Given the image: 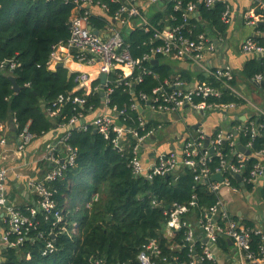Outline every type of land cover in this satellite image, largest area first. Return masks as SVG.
Masks as SVG:
<instances>
[{"label": "built area", "instance_id": "built-area-1", "mask_svg": "<svg viewBox=\"0 0 264 264\" xmlns=\"http://www.w3.org/2000/svg\"><path fill=\"white\" fill-rule=\"evenodd\" d=\"M169 1L174 3V11L181 12L182 23L166 26L162 30L152 27L151 18H148L143 10L154 6L158 8L166 0H110L119 4L113 14H110L107 4L99 1H71L73 7L68 22L69 36L64 42L51 46L47 67L54 71L59 64H63L70 72L77 73V86L73 91L81 90L82 94L60 95L44 111L49 120L56 121L67 104L74 105L73 109L79 110H76L66 123L58 125L64 130V134L40 160L50 166L43 179L29 182L37 198L34 206L21 208L12 202L5 189L6 178L12 169L0 168V212L3 213L5 223V229L0 234V264L3 250L21 245L29 238L27 234L36 229L38 222L35 216L38 212L43 213L44 219L51 216L54 226L61 222L62 216L56 210L57 204L50 185L62 176L67 166L74 164L76 149L68 144L71 132L84 131L87 128L99 133L117 152H128V167L135 177L151 181L156 176L170 177L185 167L196 174L195 180L207 184L215 195V203L205 209H197L193 196L188 204L174 202L163 210L167 217L164 235L172 238L176 232L182 230L183 244L174 248H186L190 258L177 264H264V231L261 227L247 226L245 222L235 219L223 194L228 192L242 195L244 192L253 193L260 190L264 200V148L253 150V141L264 135V111L255 109L251 101L232 85L235 78L231 70L208 67L207 59L215 52L214 39L208 31L197 35L193 34L191 28H188L186 33L183 31L192 15L198 14L199 4L211 8L219 0H195L184 7L180 1ZM243 17L246 27L256 29L257 25L264 23V4L259 3ZM91 18L103 23L102 28H92ZM221 20L226 26L229 25L231 14L228 7L222 13ZM137 28L146 32L152 29L151 41H159V44L151 47L141 59L132 57L126 42L128 32ZM258 34L255 30L241 43L240 48L245 55L264 57V46L253 40V36ZM157 56L189 63L191 67L198 69V75L204 77V80L199 77L200 79L191 82L182 79L180 75H174L161 82L150 95L136 94L133 88L144 76L155 77L154 72L143 63L152 66L151 61ZM19 66L14 60L0 62V74L15 77L14 72ZM111 75H115V79L111 80ZM126 78H131L123 83L131 98L129 108L138 114V126L134 128L125 127V118H121L123 111L115 105L110 106L113 85L121 84ZM251 81L258 86L264 84V70L256 74ZM224 92L244 100L245 109L239 111L234 102L211 101L220 99ZM262 92L264 101V90ZM95 95L100 97L99 104L85 107L86 97ZM251 108H254L255 113L248 115L246 111ZM200 111L204 116L219 114L225 118L237 113L239 123L228 127L220 124L213 133L207 134L200 125L194 129L195 122L191 126L186 124L187 117ZM172 114H176L179 119L174 121ZM251 116L263 120L261 123H254L249 121ZM243 117L245 119L241 120ZM178 121L183 124V130H176L171 140L158 142V136L165 134L167 126ZM148 122H154L155 127L144 132V126ZM11 123L14 126L15 118L11 119ZM7 131V124L0 121V148L7 143ZM242 131L248 137L244 144L238 137ZM152 136H155L154 140L151 139ZM15 137L18 141L16 151L20 155L36 138L26 128ZM224 144H227L228 154L223 153ZM239 145L249 154L241 151ZM57 147L64 150V158L56 156ZM214 157L218 158L219 162L211 169L209 165ZM249 161L254 164L247 171L246 164ZM216 174L222 177L221 182L211 180ZM236 175H240L241 179L236 181L235 186L231 184L230 178L235 179ZM155 203L153 201V204ZM36 237L45 239L43 233H37ZM253 237H259L255 248L252 245ZM220 238L230 243L231 255L219 247ZM52 241V237L51 240L45 239L43 255L53 252ZM160 253L157 241L149 239L139 251L137 261L139 264H155L153 258ZM89 264L103 262L89 260Z\"/></svg>", "mask_w": 264, "mask_h": 264}, {"label": "trees", "instance_id": "trees-1", "mask_svg": "<svg viewBox=\"0 0 264 264\" xmlns=\"http://www.w3.org/2000/svg\"><path fill=\"white\" fill-rule=\"evenodd\" d=\"M71 1L0 0V62L14 60L20 65L14 72L18 91H14L8 77L0 74V121L7 124L14 135L26 128L36 138L42 137L66 123L79 110L67 104L56 121L49 120L44 111L60 95L82 94L81 90L73 91L77 86V73L65 67L54 71L47 67L51 46L64 42L69 36L68 22L73 7ZM92 1L107 4L110 14L119 6L110 0ZM177 1L184 7L195 0ZM164 3L165 10L157 9L150 20L152 27L157 30L182 23L181 12L174 11V3L169 0ZM225 10L226 4L221 0L211 8L199 4L198 17L190 19L183 31L186 33L191 28L194 35L209 31L216 36H223L227 26L221 16ZM90 25L99 30L103 23L91 18ZM256 30L261 34L254 35L253 40L264 46V23L257 25ZM152 37V29L146 32L137 28L128 32L126 42L134 59H141L151 47L159 44L157 40L151 41ZM156 59L163 58L157 56ZM143 65L150 68L155 77L144 76L133 88L136 94L150 95L161 82L174 76L166 63ZM263 70L264 57H250L245 62L242 75L249 82ZM181 78L189 81V77ZM200 78L204 80V77ZM110 79H115V75H111ZM126 80L131 78L113 85L110 106L115 105L123 111L121 118H125V127L134 128L138 126V114L129 108L131 98L123 85ZM232 85L237 87L235 80ZM86 99L85 107L90 104L97 106L100 102L99 95ZM211 101L234 102L239 111L246 107L244 100L227 92L220 99ZM237 116H230L229 126L239 123ZM12 118H15L14 126ZM262 120L256 116L249 119L254 123H261ZM153 127L154 122H148L144 132ZM238 137L242 144L248 139L243 131L239 132ZM68 144L76 149L74 164L67 166L62 176L50 185L57 204L56 210L62 216L61 222L54 226L51 216L44 219L43 213L38 212L35 216L38 222L36 229L27 234L29 238L21 245L3 250L1 264H89V260H100L103 264H139L137 255L149 239H155L161 250L160 255L153 258L155 264H177L190 259L186 248H174L183 244L182 230L172 238L164 235L167 217L163 210L174 202L188 204L193 196L198 210L212 206L216 197L207 184L195 180L196 174L185 167L168 178L156 176L147 181L135 177L128 167V152H117L91 128L72 131ZM262 148L263 134L253 141L254 151ZM223 149V153L228 154L227 144L223 145ZM218 162V158H212L209 167L214 168ZM253 164V161L246 164L247 171ZM230 182L237 185L234 178H230ZM153 201L156 203L153 204ZM245 223L253 226L250 222ZM37 233H43L46 240H51L50 234L55 235L53 252L42 254L45 239L37 238ZM258 243L259 237H253V248ZM218 245L227 251L228 242L225 239L220 238ZM198 246L199 242L197 253Z\"/></svg>", "mask_w": 264, "mask_h": 264}, {"label": "crops", "instance_id": "crops-1", "mask_svg": "<svg viewBox=\"0 0 264 264\" xmlns=\"http://www.w3.org/2000/svg\"><path fill=\"white\" fill-rule=\"evenodd\" d=\"M221 1L228 7L231 14V21L223 36H216L208 31L213 36L215 52L208 57L207 65L210 68L223 67L231 70L234 74L238 91L251 101L250 103H252L255 109L264 111L262 96V86L264 84L258 86L252 81L248 82L245 80L242 75V69L250 57L245 55L240 48L244 39L256 30L245 26L243 16L250 10L255 9L259 3L264 4V0ZM157 9L164 11L165 3L159 5V8L155 6L145 8L143 13L148 18H152L156 14ZM197 17L196 14L192 15L193 19ZM260 34L261 32L258 35ZM158 61L159 63L163 62L168 64L174 72V75L189 77V81L191 82L200 79L198 69L191 67L189 63L176 61L172 58H163ZM254 108L247 110V114L255 113ZM229 118L230 116L225 118L219 114H208L205 116L193 114L186 118V124L191 126L195 122L196 125L200 124V128L205 130L207 134H211L220 124L228 127L230 123ZM179 122L168 125L165 134H162V136H170L171 138H167L168 140L173 139L174 132L179 129ZM63 134L64 130L62 128L59 126L55 127L44 136L33 139L22 155H20L16 151L18 141L14 133L10 129L6 132L7 143L4 147L0 148V168L12 169L6 178L5 189L8 197L17 206L26 208L36 204V194L29 186V182L31 180L41 181L43 179L44 174L49 170L50 166L40 162V160L43 154L50 147L54 146L57 139ZM56 156L60 159L65 157L62 147L56 148ZM223 194L229 210L235 219L241 222H250L254 226L261 227L264 231V200L261 197L260 190H255L253 193L244 192L242 195L228 192H223ZM4 229L3 213L0 212V234ZM224 252L231 255L232 249L230 243H228L227 251ZM224 263L221 262L220 264Z\"/></svg>", "mask_w": 264, "mask_h": 264}, {"label": "water", "instance_id": "water-1", "mask_svg": "<svg viewBox=\"0 0 264 264\" xmlns=\"http://www.w3.org/2000/svg\"><path fill=\"white\" fill-rule=\"evenodd\" d=\"M122 1H123V0H122ZM158 8H159V6H158ZM196 15L198 16V14H196ZM259 25H260V24H259ZM151 64H152V65H158V60H157V59L152 60V61H151ZM62 67H63V64H59V65L57 66V68H62ZM7 77H8V79L11 81V83H12V85H13V89H14V91H18V86H17V83H16V78H15L14 76H7ZM193 114H195V115H200V116H204V113H203L202 111H200V112H193ZM171 117H172V119H174V120H178V119H179V117H178L176 114H172ZM244 119H245V118L243 117L241 120H244ZM199 125H200V124H197L196 126H194V129L197 128ZM151 139L154 140V139H155V136H152ZM239 149H240L241 151H244L246 154H249V152L246 151V150H244V149L242 148L241 145H239ZM164 177H165V178H168L169 175H165ZM235 179H236L237 182L240 181V179H241L240 175H236V176H235ZM211 180H212V181L221 182V181H222V177H221L220 175L216 174V175H213V176L211 177ZM51 237H52L53 240L55 239V235H52ZM200 264H201V263H200Z\"/></svg>", "mask_w": 264, "mask_h": 264}, {"label": "rangeland", "instance_id": "rangeland-1", "mask_svg": "<svg viewBox=\"0 0 264 264\" xmlns=\"http://www.w3.org/2000/svg\"><path fill=\"white\" fill-rule=\"evenodd\" d=\"M178 126H179V129L180 130H183V124H181V123H178ZM159 138H158V141L159 142H162V141H167L168 139L167 138H171L170 136H158Z\"/></svg>", "mask_w": 264, "mask_h": 264}]
</instances>
